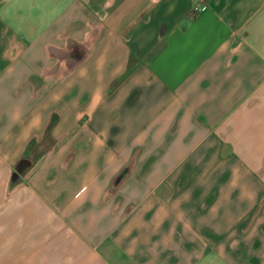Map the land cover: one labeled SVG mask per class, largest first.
Listing matches in <instances>:
<instances>
[{
    "label": "crops",
    "instance_id": "0c3cea01",
    "mask_svg": "<svg viewBox=\"0 0 264 264\" xmlns=\"http://www.w3.org/2000/svg\"><path fill=\"white\" fill-rule=\"evenodd\" d=\"M10 92L0 264H264V0H0Z\"/></svg>",
    "mask_w": 264,
    "mask_h": 264
},
{
    "label": "clouds",
    "instance_id": "9594fccd",
    "mask_svg": "<svg viewBox=\"0 0 264 264\" xmlns=\"http://www.w3.org/2000/svg\"><path fill=\"white\" fill-rule=\"evenodd\" d=\"M59 97H53V103L58 102ZM48 113L47 119H50ZM47 119L43 113L32 110L31 96L20 98L16 95H8L4 108V120L2 129L9 137H22L27 143L36 133H40L47 126Z\"/></svg>",
    "mask_w": 264,
    "mask_h": 264
},
{
    "label": "water",
    "instance_id": "95a60500",
    "mask_svg": "<svg viewBox=\"0 0 264 264\" xmlns=\"http://www.w3.org/2000/svg\"><path fill=\"white\" fill-rule=\"evenodd\" d=\"M19 178V174L17 171H14L11 177V181L16 182Z\"/></svg>",
    "mask_w": 264,
    "mask_h": 264
},
{
    "label": "built area",
    "instance_id": "2783aa9c",
    "mask_svg": "<svg viewBox=\"0 0 264 264\" xmlns=\"http://www.w3.org/2000/svg\"><path fill=\"white\" fill-rule=\"evenodd\" d=\"M194 9H197L196 7H194Z\"/></svg>",
    "mask_w": 264,
    "mask_h": 264
}]
</instances>
